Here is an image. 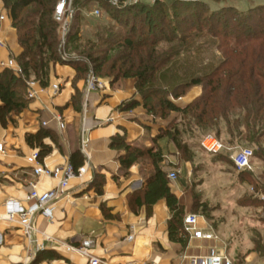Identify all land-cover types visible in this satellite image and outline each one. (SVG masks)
Returning a JSON list of instances; mask_svg holds the SVG:
<instances>
[{"label": "trees", "instance_id": "obj_1", "mask_svg": "<svg viewBox=\"0 0 264 264\" xmlns=\"http://www.w3.org/2000/svg\"><path fill=\"white\" fill-rule=\"evenodd\" d=\"M3 1L23 48L16 57L20 72L10 67L0 71V122L3 127L15 124L14 116L21 114L32 102L28 82L33 80L47 87L51 65L65 64L67 61L77 71L76 82L82 77L86 79L90 70L98 77H112V84L122 78H136V89L142 97V105L155 118L165 119L173 110L184 113L192 110V116L207 127L215 124L219 118L229 122V114L237 108L245 115L234 121L229 135L257 145L264 137V4L242 12L235 6L214 10L205 0H173L170 3L155 0L151 4H126L124 0H119L118 6L109 0H72L74 14L65 41L66 49L81 40V19L88 4L104 5L114 23L98 25L93 38L88 39L90 47L83 52L82 59L65 60L62 54L66 49L61 46L58 36L60 22L55 19L60 0ZM116 25L126 28L125 31L117 29ZM211 46L224 56L218 64L211 61L203 72L175 70L174 66L182 57L201 54L203 49ZM76 82L72 102L77 110H81L82 92ZM198 85L203 86V93L195 101L183 108L174 102V99ZM140 104L133 97L118 108L132 110ZM237 115L241 116V113ZM170 134L161 128L153 139L154 144ZM46 138L58 144L56 135L50 129L41 128L36 133L26 134L28 145L39 149L42 161L53 150L51 145L45 143ZM172 140L179 146L177 134ZM110 147L120 152L118 160L126 176L138 159L147 156L156 159L153 146L131 143L125 134L113 135ZM253 150L255 159L257 152ZM259 155L264 159V148ZM70 162L77 172L86 163V156L81 150H74ZM240 171L249 173L253 182L260 184L258 181L262 177L257 181L253 175L256 172ZM105 184V174L96 171L89 187L102 196ZM262 186L264 191V183ZM162 199L170 211L169 238L185 248L188 242L184 238L188 235L184 228L187 213L185 206L178 203L171 191L166 171L157 167L155 174L147 179L145 187L129 196L132 211L138 213L145 206L147 217L153 215L154 204ZM101 208L107 218L113 217L104 203ZM193 208L199 209L196 200ZM59 258L62 255L54 250H42L37 252L33 264ZM236 260L243 261L239 258Z\"/></svg>", "mask_w": 264, "mask_h": 264}, {"label": "crops", "instance_id": "obj_2", "mask_svg": "<svg viewBox=\"0 0 264 264\" xmlns=\"http://www.w3.org/2000/svg\"><path fill=\"white\" fill-rule=\"evenodd\" d=\"M0 40L3 43L0 44V71L8 67L10 60L13 67H18L16 57L23 48L10 15L0 21ZM76 74L74 67L56 64L50 74V86L33 83V100L21 114L14 116L16 123L5 128L0 122V145H3L0 149V234L3 238L0 264H24L30 254L36 256L42 250H54L62 258L47 259L40 264H90L88 257L71 248L84 238L93 239L91 252L102 264H178L182 245L169 238L170 211L166 202L159 200L154 204L151 217H147L145 206L138 213L132 211L129 196L146 185L142 168L134 164L129 170L130 177L125 178L118 160L120 152L110 147L111 137L116 133L125 134L131 143L151 147L164 123L148 114L142 105L135 78L113 85L110 79H102L105 83L102 90L88 91L86 80L76 82ZM74 82L82 92L81 110L72 102L76 92ZM54 84L61 86L56 94ZM201 91V87L192 89L188 100ZM133 97L141 102L139 106L132 110L118 108ZM41 128L52 130L58 139V144L45 139L53 147L44 158L48 167L69 162L71 153L79 149L86 156V170L70 180L64 195L54 203L52 217H35V240L30 241L18 220L8 218L6 202L18 200L26 205V196L31 190L45 192L58 183L51 177L35 175L27 160L35 148L28 145L26 134ZM160 144L170 159L174 145L165 137ZM96 171L106 176L102 196L89 187ZM102 203L112 218L104 215Z\"/></svg>", "mask_w": 264, "mask_h": 264}, {"label": "rangeland", "instance_id": "obj_3", "mask_svg": "<svg viewBox=\"0 0 264 264\" xmlns=\"http://www.w3.org/2000/svg\"><path fill=\"white\" fill-rule=\"evenodd\" d=\"M154 1L155 0H130L128 4L136 2L151 4ZM165 1L170 3L173 0ZM205 1L210 5L211 9L214 10L224 6H235L242 12L248 10L252 6L264 4V0ZM4 8V1L0 0V9L3 10ZM98 9L100 10L99 16L93 12ZM67 19L68 18H63L62 20L56 19L60 22L58 28L60 40L64 36L66 28H68L66 25ZM100 23H114L111 17L108 16L106 7L97 3H90L85 6L80 27L82 35L81 40L67 49L65 44H63L64 50L66 49L64 54L67 58L82 59L84 57L82 55L83 52L87 51L90 47L88 39L94 35ZM116 27L122 31L126 29L118 25H116ZM203 50L201 54H194L185 58L182 57L174 66L175 70L177 72H185L186 70L190 73L203 72L211 61L218 64L224 57L222 52L217 50L216 47L211 46L209 49ZM69 63L70 62L65 61L66 65L71 66ZM56 64L60 63H53L51 65V71ZM99 78L110 79V82L112 79V77L108 76H100ZM123 79L126 78H122L115 83ZM173 84H176V82H173ZM48 86H50V83ZM195 87H201V93L192 100H188V93ZM202 93V85L194 86L182 97L174 99V102L180 108H183L195 101ZM193 113L194 111L192 110L188 113L173 110L169 113L167 118H159L160 121L164 123L162 129H166L171 133L169 135L170 140L169 137L165 136V139L169 140V142L174 145L173 152L169 153L170 159L164 155L168 153H166V150L164 151L160 144V140L163 139V137L155 144H152L155 148L154 154H156V159L147 156L138 159L135 164H139L142 168L141 172L145 181L155 174L157 167L166 171L169 186L171 191L176 195L178 203L185 206L186 213H197L205 217L206 222L216 230L221 238L220 246H222L231 257L253 261L257 264H264V199L262 198L264 159L259 155L261 149L264 148V137L257 145L245 141L244 139L232 138L229 135L230 126L234 125L236 119L238 120L245 115L244 112L237 108L229 114V122L224 118H219L215 121V124L207 127L199 123L197 119L192 116ZM237 113H241V116L237 115ZM242 129L245 130L244 128ZM160 131L161 129L159 133ZM176 134L179 138V146L172 140L173 136ZM207 134L219 135L230 147H253L258 154V156L256 154V158L254 159V166L257 174L253 175L257 181L260 180L259 177H262L261 181H258L261 185L254 183L249 173H242V171L235 167L230 157V150L226 149L223 153L216 155L206 153L201 147V139ZM167 149H169L168 145ZM170 171L177 172V179H169L168 175ZM122 175H124V172H122ZM130 175L131 172L129 171V174L127 176L124 175V177L129 178ZM119 177L120 176H116L117 179H119ZM144 187L142 186L140 189ZM194 200H196L197 207L199 208L197 210L193 208ZM187 236H184V238L188 239V246L191 241L189 236ZM187 246L185 248H183V246L181 247L182 252L186 250ZM182 252H180V255Z\"/></svg>", "mask_w": 264, "mask_h": 264}, {"label": "built area", "instance_id": "obj_4", "mask_svg": "<svg viewBox=\"0 0 264 264\" xmlns=\"http://www.w3.org/2000/svg\"><path fill=\"white\" fill-rule=\"evenodd\" d=\"M119 0H110L114 5H118ZM126 4L130 0H124ZM68 6V8H67ZM1 10V9H0ZM97 16L100 15V10L93 11ZM73 6L72 0H60L56 8V19H67V27L64 36L61 39V46L65 44L67 34L70 30L71 22L73 19ZM9 11L3 9L0 12V21L8 17ZM0 44H3L0 40ZM62 57L68 60L67 56L63 53ZM13 60L8 62V67L13 68L17 73L21 71L20 66L13 67ZM86 80V88L91 90H102L105 83L102 79L96 76L92 70L89 71ZM35 81L30 80L29 84V97H34V91L32 85ZM54 93L60 91V84L52 85ZM202 149L209 154L216 155L226 149L231 151L230 157L235 167L238 170H250L256 172L254 166V150L251 147H230L224 140L215 134H207L201 139ZM0 149H3V145H0ZM28 162L33 166L34 174L37 176H48L58 181L57 185L45 192H39L36 189L31 190L26 196L28 204H23L18 200H10L6 202L7 216L10 219H17L20 226L23 228L25 235L30 241L35 240V217L37 215H44L46 217L53 216L54 203L64 195L67 190L70 180L77 176L82 175L86 167L82 166L76 172L71 162L57 165L56 167H48L44 161L39 158V149H34L32 153L27 156ZM169 179H177V172L170 171ZM264 199V191L263 196ZM184 228L189 236L191 243L187 246L186 250L179 256L178 264H257L253 261L243 260L237 261L236 258L231 257L227 251L220 246L221 238L216 230L210 226L205 217L197 213H187L184 219ZM129 238H133V235H129ZM193 241H197L193 244ZM3 242V238L0 234V245ZM94 241L91 238H84L76 245L71 246L72 249L78 251L80 254L88 257L90 264H102L103 261L92 254L91 248ZM196 250V251H193ZM37 252V251H36ZM30 254L28 260L24 264H33V260L36 256ZM37 255V253H36Z\"/></svg>", "mask_w": 264, "mask_h": 264}, {"label": "bare ground", "instance_id": "obj_5", "mask_svg": "<svg viewBox=\"0 0 264 264\" xmlns=\"http://www.w3.org/2000/svg\"><path fill=\"white\" fill-rule=\"evenodd\" d=\"M3 46V45H2ZM7 211V210H6Z\"/></svg>", "mask_w": 264, "mask_h": 264}]
</instances>
